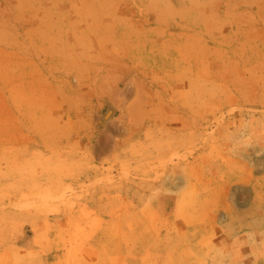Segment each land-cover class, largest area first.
Returning a JSON list of instances; mask_svg holds the SVG:
<instances>
[{
	"label": "rangeland",
	"instance_id": "374dc122",
	"mask_svg": "<svg viewBox=\"0 0 264 264\" xmlns=\"http://www.w3.org/2000/svg\"><path fill=\"white\" fill-rule=\"evenodd\" d=\"M0 264H264V0H0Z\"/></svg>",
	"mask_w": 264,
	"mask_h": 264
},
{
	"label": "bare ground",
	"instance_id": "6f19581e",
	"mask_svg": "<svg viewBox=\"0 0 264 264\" xmlns=\"http://www.w3.org/2000/svg\"><path fill=\"white\" fill-rule=\"evenodd\" d=\"M196 67V66H195ZM196 70V69H195ZM198 127V126H197Z\"/></svg>",
	"mask_w": 264,
	"mask_h": 264
}]
</instances>
